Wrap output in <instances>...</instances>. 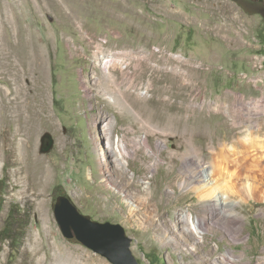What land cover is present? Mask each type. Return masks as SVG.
<instances>
[{"label":"rangeland","instance_id":"374dc122","mask_svg":"<svg viewBox=\"0 0 264 264\" xmlns=\"http://www.w3.org/2000/svg\"><path fill=\"white\" fill-rule=\"evenodd\" d=\"M98 54L124 66L126 73L116 72L114 90L156 99L167 98L162 90H184L185 106L200 116L195 123L202 128L195 139L204 152L191 153V135L183 129V136H176L159 125L160 109L154 101L136 99L154 113L146 127L115 104L105 108L114 122L113 138L135 125L130 136L140 139L148 131L157 153L146 154L147 160L161 158L159 165L146 168L135 156L128 166L142 187L152 180L153 194L161 202L160 209L141 208L136 217L129 215L124 193L98 185L102 176L96 156L103 151L95 147L94 138H103L104 144L106 138L94 116L107 95L96 92L95 101L86 94V87L103 90L93 79L94 72H102ZM7 59L17 61L23 75L27 103L18 118L9 113L4 92L6 86H16V79L5 71ZM39 59L45 77L34 88L30 69ZM0 62V264H113L63 235L53 207L60 194L94 220L120 223L132 237L140 264H230L222 261L225 255L238 264H264L262 196L236 202L234 210L244 218L234 239L230 217L210 216L211 200L194 193L184 196L188 190L182 191L179 184L174 195L168 183L175 177L189 180L195 168L185 165V156L208 161L214 140L227 136H250L248 144L261 145L254 152L264 154L261 15L249 14L231 0H0ZM184 114L187 117L188 111ZM250 125L259 132L251 135ZM45 132L52 134L55 146L40 153ZM158 140L164 142L160 150ZM209 177L204 174L203 183L213 186L220 199L239 200L230 193L227 178L214 182L207 181ZM197 213L211 219V228L203 233L196 230ZM5 227L12 229L13 239L5 238Z\"/></svg>","mask_w":264,"mask_h":264},{"label":"bare ground","instance_id":"6f19581e","mask_svg":"<svg viewBox=\"0 0 264 264\" xmlns=\"http://www.w3.org/2000/svg\"><path fill=\"white\" fill-rule=\"evenodd\" d=\"M100 46L101 45L98 44L97 47ZM96 59H98L100 63L102 72H94L97 76H94L93 79L95 81V84L98 87H101L103 90H93L92 88L86 87V94L90 97H93L94 100L96 99L95 101H98L96 92L107 95V99L105 100L106 103L102 105L98 114L94 116V122L96 123V126H100V128H102V134H104L106 138L105 144L103 138H94L95 147H100L103 151L101 155L96 156L97 161L100 164L102 176V180L98 183V185L102 186L105 189H114L117 194L124 193L122 201L126 203L127 209L130 211L129 215H131V217H136L138 211L141 208L146 209V207L148 208L151 205H153L158 210L160 209L161 202L159 203V198L155 197L153 194L154 187L152 185V180L145 181L146 184L142 187L141 184H138L136 182L134 174L128 173V166L133 162L132 159L135 156L136 158H140L146 168H152L156 165H159V161L161 158L157 157L153 160H147V158L145 157L146 154H157L153 150V146L150 143L149 132L146 131L145 135H143L140 139L132 138L129 131L130 129L135 128V125H133L127 127L122 134L118 132V134H116L117 137L113 138L112 133L114 122L107 116L105 108L109 103L115 104L119 108L120 112H132L134 114L136 122L142 120L144 126L146 127L147 125H151L149 123L153 119L154 113L150 112L149 107L145 109V107L140 105L139 101H136V99L139 100L140 96L143 98L141 100L142 102L149 103V101L151 100L154 101V103L159 106L156 107L154 105V107L160 109L157 110V112L159 111V125H164L166 126L165 128L169 127V129L174 130L176 136H180L179 134H181V130L183 129L186 131V135H191V137H188L189 139H187V148L191 153H193L194 151L204 152L202 144H200V142L198 143L195 139V134L200 132V129L202 128L198 127L196 125L197 123H195L197 122L196 120L200 118V116H197L198 112L191 110L190 108L185 106L184 103L187 102V95L185 96L186 93L184 92V90H162V92L167 94V98L165 99H156L153 95L151 97H145L142 96V94L137 96L132 93L131 90H114L117 89L116 82L118 80V75L116 74V72L120 69L124 73H126L124 70V66H122L120 62L115 58L106 56L105 54L102 56L99 54L96 55ZM7 60V67L5 68V71L10 75V78L12 76L16 79L15 87L6 86V88H4V92L8 97L7 108L9 113L13 117L18 118L22 114V108L25 106L24 103H27L23 99L24 97L22 95L23 75H21L17 61L13 62L12 60ZM32 60L33 59H31L30 61ZM33 64L35 66V63H32L31 66H33ZM30 70L31 72L34 71L35 77H33L35 78V82L33 87L35 88L38 85L37 80H42V77H45L43 74V62L40 59L37 60L36 66L31 67ZM237 96L238 99H242V96L240 94H237ZM185 110L188 111L187 117L184 114ZM213 115L214 114H212L211 116L214 117ZM210 129L212 128L210 127ZM248 130L251 132V135L255 132H259V129L254 125H250ZM249 140L250 136L248 137L241 134L231 139H229L227 136V139H225L224 141L221 140L218 143L214 140L211 151L209 153L210 157L208 161H204V159L201 157L193 158L189 155L185 156V165L193 164L195 168V171L191 174L189 180L182 179V181H180L178 177H175L168 182L170 184V187H172L171 190L173 194L177 192L176 187L177 184H179L180 188H182V191L188 190L186 191V193H184V196L188 193H194L199 199L208 198L209 200H211L212 202L209 204V209L211 211L210 216H227L228 218L230 217L231 223L229 231L230 236L234 239H236V234H238L242 228L241 225L237 224L242 223L244 218L241 212L234 210L236 202L249 201L251 199L259 200L260 196H262V200H264V187L262 185L260 186L261 183H264V154L258 152V147H261V145L258 144L259 142H250V144H248ZM227 144H229V146ZM21 145L22 147L24 146L23 144ZM163 146L164 142L162 140H158L157 147L159 148V150ZM255 150H258V153L254 152ZM177 153L178 152H174V150H170V154L173 156L177 155ZM111 160L112 164L110 162ZM163 160L169 161L166 158ZM211 173L215 174L218 177L213 176ZM204 174L208 175V177L210 176V179H206L207 181L217 182L219 178H227L230 193L238 197L239 200H231L229 198L220 199L216 195L213 186H208L207 182L203 183V180L205 181V179H203ZM245 182L247 183L245 184ZM182 197L183 196L178 197L175 203H180ZM173 199L174 197H172L170 200ZM133 201H135V203H133ZM210 220L211 219L208 217V215L197 213V233H203L204 231L209 230L211 228ZM234 226L236 227L235 229H233ZM183 228L188 229L185 225ZM195 237L200 238V236L196 234ZM203 237H205V234L203 235ZM222 261L230 264H238L231 255H225Z\"/></svg>","mask_w":264,"mask_h":264},{"label":"water","instance_id":"95a60500","mask_svg":"<svg viewBox=\"0 0 264 264\" xmlns=\"http://www.w3.org/2000/svg\"><path fill=\"white\" fill-rule=\"evenodd\" d=\"M249 14L264 18L263 0H231ZM55 141L50 132L41 137L40 153L53 150ZM56 220L63 235L106 257L113 264H140L132 250V237L120 223L100 222L82 213L69 196L60 194L53 203Z\"/></svg>","mask_w":264,"mask_h":264},{"label":"trees","instance_id":"16d2710c","mask_svg":"<svg viewBox=\"0 0 264 264\" xmlns=\"http://www.w3.org/2000/svg\"><path fill=\"white\" fill-rule=\"evenodd\" d=\"M3 233H5V238L6 239H13L12 238V229H8V227H5L4 230H3Z\"/></svg>","mask_w":264,"mask_h":264},{"label":"crops","instance_id":"0c3cea01","mask_svg":"<svg viewBox=\"0 0 264 264\" xmlns=\"http://www.w3.org/2000/svg\"><path fill=\"white\" fill-rule=\"evenodd\" d=\"M24 145V144H23Z\"/></svg>","mask_w":264,"mask_h":264}]
</instances>
